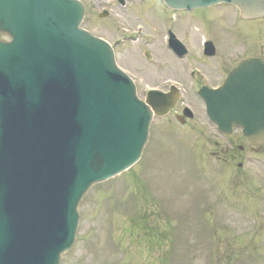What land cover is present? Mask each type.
<instances>
[{
	"label": "water",
	"instance_id": "95a60500",
	"mask_svg": "<svg viewBox=\"0 0 264 264\" xmlns=\"http://www.w3.org/2000/svg\"><path fill=\"white\" fill-rule=\"evenodd\" d=\"M220 1L244 17L264 15V0H164L172 8ZM82 14L76 0H0V33L19 46L18 57H10L12 44L0 43V67H29V115L23 109L0 117V264H60L81 198L140 157L149 105L158 113L166 102L154 93L149 105L136 98L107 46L78 28ZM43 39L54 50L47 59L37 51ZM26 47L29 60L22 63ZM234 96L224 103L226 117L264 143L262 95L250 103H235ZM207 99L210 116L221 122L217 104Z\"/></svg>",
	"mask_w": 264,
	"mask_h": 264
},
{
	"label": "rangeland",
	"instance_id": "374dc122",
	"mask_svg": "<svg viewBox=\"0 0 264 264\" xmlns=\"http://www.w3.org/2000/svg\"><path fill=\"white\" fill-rule=\"evenodd\" d=\"M87 2L88 8L83 27L109 38L128 29L127 25L119 21L116 22V29H113L115 23L113 13L106 17L99 15L102 9L109 8L106 0H87ZM149 3L151 5H144L145 7L131 14L129 20L135 22L141 19L145 23L148 19L153 20L150 23L151 27L159 32L157 34L159 38H163L161 26L165 22L175 24L179 15L171 16V12L166 9L165 12L162 9L157 11L154 0ZM184 15V20L181 19L179 22V33L185 37V40L188 38L187 46L190 51L184 59L166 54L161 40L150 46L129 43L119 52L120 64L135 73L141 89L145 84L158 83L163 79L161 76L181 75L183 67L195 65L201 38L213 40L216 49L222 54L229 47L227 38H252L250 35L245 37L242 32L243 24L232 23L227 18V12L218 14L213 9H205V11H195L192 15L188 13ZM258 38H264V33L259 34ZM144 50L149 51L150 59L145 58ZM160 63L162 68L158 69ZM183 82L186 83L188 80L183 79ZM184 88L186 102L195 108L192 92ZM165 122L155 124L153 137L137 164L127 172L94 186L82 199L79 205L80 218L75 241L71 249L62 256L61 264H158L155 260L156 253L143 257L138 245L129 244L127 236H123L122 231L127 226V217L135 206H138L141 212H151L172 220L176 232L172 234L171 246H166L170 250V258L165 264H211L214 251H209V242L201 231V221L204 220L198 218L200 216L198 213H201L199 211L203 208L202 203L208 194L207 187L211 183L207 177V168L209 178L215 180L214 191L211 190L209 193L208 202L214 204L216 202L214 195H219L220 177L217 172L219 168L218 165H214V153L218 148L209 143L205 133L202 136L191 128H187L186 132L183 130L177 132L172 121L165 120ZM159 125L161 126L158 127ZM209 152L213 155L210 156L212 163L206 168L203 161L201 162V153L209 156ZM250 169L255 171L253 167ZM138 181L144 184L149 192L146 194L153 202L142 205L143 198L140 191L141 199L138 203L135 198L139 193ZM200 201L201 206L198 204ZM213 206H216V203ZM211 210L213 207L209 208L208 212ZM185 215L188 216L186 219H178ZM205 215L214 221L215 217L212 214ZM190 223L191 229L188 226ZM190 253L191 260L188 257ZM171 254H175L173 261ZM170 259L171 263H168ZM116 260L118 261L115 262ZM213 262L215 264V261Z\"/></svg>",
	"mask_w": 264,
	"mask_h": 264
},
{
	"label": "flooded vegetation",
	"instance_id": "af4514ba",
	"mask_svg": "<svg viewBox=\"0 0 264 264\" xmlns=\"http://www.w3.org/2000/svg\"><path fill=\"white\" fill-rule=\"evenodd\" d=\"M227 14V18L235 24L233 13L228 11ZM223 22L229 25L225 20ZM240 23H243L245 37L250 35L252 38H227L229 47L223 54L215 49L212 56L203 57L202 67H198L202 76L194 82L197 88L222 81L246 59L256 58L264 62V38H258L264 33V18L241 20ZM160 40L162 38H145L144 44L150 46ZM161 68L158 65V69ZM157 88L164 89L165 86ZM198 115L201 125L195 124L192 128H196L201 135L209 134L211 125L202 114ZM172 117L183 121L176 108ZM222 138L224 141L214 142L218 148L215 158L221 173L219 198L223 209L219 217L217 246L223 257H236L228 258L230 263L261 261L264 256V145L251 144L239 127H233Z\"/></svg>",
	"mask_w": 264,
	"mask_h": 264
},
{
	"label": "trees",
	"instance_id": "16d2710c",
	"mask_svg": "<svg viewBox=\"0 0 264 264\" xmlns=\"http://www.w3.org/2000/svg\"><path fill=\"white\" fill-rule=\"evenodd\" d=\"M132 231H133V225L131 226V230L129 231V233L133 235Z\"/></svg>",
	"mask_w": 264,
	"mask_h": 264
}]
</instances>
